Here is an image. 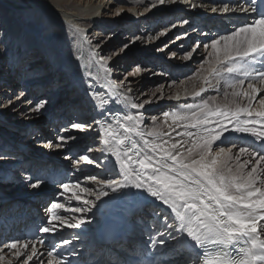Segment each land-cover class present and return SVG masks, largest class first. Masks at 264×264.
Here are the masks:
<instances>
[{"label": "bare ground", "instance_id": "bare-ground-1", "mask_svg": "<svg viewBox=\"0 0 264 264\" xmlns=\"http://www.w3.org/2000/svg\"><path fill=\"white\" fill-rule=\"evenodd\" d=\"M186 1L188 0H178L177 3L180 2L179 6H181L185 4ZM74 2L75 0H0V105H4L0 107V146L9 145L11 139L17 137V124L20 123L27 114L33 113L32 117H34L39 113H43L41 114L42 117L40 120L46 118L43 123H48L50 118L55 115L54 113H56V110L63 109V114L66 117L74 114L73 119L76 120L75 122H83L87 126L85 130L82 131V134L85 135L86 142L80 146V149L85 150L87 147L91 148L89 156L91 159L97 161L96 167L98 166L100 170V174L98 175L99 181H105L104 175H106L107 178V176H111L112 174L116 175L112 180L122 182L124 179L119 172L118 165H115V157L111 153L103 152L105 147L103 139L105 137L101 132V125L107 127L108 124H111L113 138L117 140L123 139V129L114 122L117 118L120 119V122L124 124L125 127H134V131H130L127 135H129L132 140H135L139 146L143 145V140L140 136L136 135L137 132L144 134V139L150 141L158 143L167 141V143H164V147L169 148V150H171L172 144H177V151L182 152L184 157H188V149L195 141V137L189 138L184 136L183 133L186 128L189 132L195 133L197 131L196 128L191 127L189 121L176 120L173 115H168L163 118L161 123L154 122L151 126H145L146 123H141L138 119L140 109H133L131 107L132 103H143L144 101H148L143 108L146 110L148 107H155L157 103H159L162 96L157 98V92H151L149 88L152 80L157 77L161 78V76H157L151 68L146 70L148 74L145 77V73L143 74L144 71L142 70L138 74L132 75V73L136 72L137 68L135 65H132V62L133 64L137 62L132 60L129 55L119 51L120 43L125 40L122 34L123 30L118 29L117 32L114 33L116 39L112 41H109V39L107 41L103 40L102 34L107 32L110 28L108 24L110 20L107 18L102 20L93 15V13H97V11L101 9V6L95 8L91 13L84 14L82 10L78 9ZM198 2H204L203 4L206 3L204 0H198ZM221 2L229 6V12L225 13L219 10L222 5L220 4ZM211 4L218 10L215 12L212 11L211 13L217 14L220 23L222 21L225 24L229 22L232 23V21L235 22L234 25L229 24L231 25L229 26L230 30L237 29L235 25L238 22L234 18H237L235 16L239 15L235 12L238 10L240 11L241 8L249 9V14L254 18L250 19L251 23L255 21V17L256 19L258 18L256 12L251 11L253 6L246 4L245 0H234L233 3L231 0H210V4H208L209 8H211ZM173 14L174 13H172L171 16L168 15L167 18H169V16L172 17ZM244 14L245 13L242 12L241 15ZM158 16L160 17V15ZM182 26H184L183 23ZM221 29H223V27ZM152 35H154L153 32L149 31V29H144L137 35L140 39L137 40L135 38L134 41L140 44L142 40H145V36H147L150 42V40L152 41ZM181 41L182 39H177V42L174 41L171 43L170 47L175 46L174 48L176 50L172 54L170 53L171 55L168 56V58L166 51L165 54L160 56L161 60L159 63H161L164 68H167L169 64L174 68L173 62H176L183 52L181 51L183 46H178ZM229 43L231 42L229 41ZM164 48L165 47H163V49ZM38 51H41V53L46 56L47 60L39 56L37 53ZM218 51L220 52V49H218ZM218 54L220 55V59L217 61L216 65L224 66L227 60L225 59L223 49ZM224 61L225 63H223ZM254 64H256V66H254ZM227 65L226 67L244 65V67L252 71L253 74L251 77L246 78L241 72L238 73V77L233 79L230 78L227 71L221 75L220 72H222L221 69L223 68H221L220 71L218 69L214 71L215 66L213 65L214 67H210L209 65L210 71L208 73V78L213 76V72H215V76L218 73L216 77L220 83L215 88L216 92L219 93L220 96H226L225 93H227L225 100L229 104L226 106V109L229 110V114L231 115V112L235 111L237 107L247 108L250 105L253 110V117L251 118L259 119L255 117V112L264 110V105L260 104V100L264 99V84H260L255 79V70H264V63L260 62V58L257 55L256 63H253L251 58H248L246 62L237 59L232 61V63L228 62ZM125 69L126 71L131 69V71L126 72ZM57 73L64 81L59 87V89H63L62 91L55 88L54 78L55 76L57 78ZM241 79L244 80L243 85H238L235 88L229 87L230 84ZM24 82H26L28 87L27 92H37V90L41 88L44 90L43 93L41 92L42 94L40 96L33 95L34 97L32 99L35 97H43L45 103L47 100H50L51 103L45 104V107L38 112L34 111L35 106L28 112L25 111L23 107H30L31 105L29 104L31 102L25 103L27 102L25 101L20 104V101H23L29 96L28 93L24 92V89L21 93L18 92L20 96H16L15 99H12V97L17 94L16 90L20 86H23ZM249 82L254 83L258 89H261L258 93L254 94L255 99L251 101L248 97L243 95L244 92L251 91L248 89ZM202 83L205 85L206 81L204 80ZM207 83H209V81H207ZM116 85L120 86L119 90L115 87ZM163 85H165L167 89L166 81H164ZM71 88H74L76 95L70 99L72 103L66 105L65 108V104L63 105L61 100L67 90ZM129 89H131V91H129ZM166 89L164 91H166ZM184 90L187 91V89ZM108 91L112 93V98L108 96ZM185 93L186 92L182 93L177 91V95L175 94L176 96L171 97L175 103V109L168 114L178 113L180 115H190L198 111L197 109H190L187 107L190 104L197 105L196 102L192 101L190 104H186L188 101L184 104L177 103V101L186 100ZM188 94L187 92L186 95ZM9 99L11 100V104H7ZM41 110L43 111L41 112ZM204 111L205 110H200V114ZM129 115L137 119L134 122H129L126 120V117ZM147 118L151 117L148 115ZM239 118L244 120L249 117H247L245 113H241ZM215 121H212L209 126L216 128ZM226 124L229 131L225 132L220 140L213 142L212 153L215 155L220 151V148L224 149L220 161L218 162V167L222 168L225 174H229V170H231V175H246L251 170L245 171L244 168L256 166L254 164V159H258L253 158L249 153L254 149L260 148V143H258L253 136L248 137L247 135H242L241 132L238 134L236 131L232 130L234 121L226 122ZM256 127L260 128V125H256ZM154 128L160 134L159 140L154 136L148 135ZM76 140H78V138L75 139V141ZM75 141H73L69 147H66L67 150L69 149L70 153L79 150L78 146L75 148ZM245 141L247 142L245 146L248 149L250 147V149L249 153L242 154L239 149L241 146H244L242 143ZM63 142H65V139ZM128 143L129 142L126 140L125 145ZM30 146L34 152L36 151L40 155L41 153L39 152H45V147H47L43 142L32 143ZM251 147H253V149H251ZM198 151L199 149L193 148L191 154L192 159L199 158L197 155ZM3 157L5 159L1 158L2 160H0V194L4 196L7 195V191L14 192L15 189L21 188L23 185L29 186L38 174H45V178L49 181L62 180L60 176L64 175V173L60 172L61 170L47 168L49 167L47 166V162L42 160H31L28 162L33 168L29 167L27 169L22 166L11 171V167L9 166H13L12 163L15 164L19 162V159L10 158L8 155H4ZM23 157L20 160L24 161ZM155 159H158V157H154V160ZM245 161L251 162L245 164ZM241 165H244V168H241ZM153 166H155V164ZM43 167L46 169L44 170ZM133 167L139 170L138 165L134 164ZM35 168L37 169L35 170ZM260 168H264V162H261L258 166V172ZM6 171L12 172L15 176L21 175V178L12 179V181L8 183H2V176H4ZM150 173L151 169H148L144 173L142 179H144L145 182H147V176ZM260 181H264V174L259 176L257 182L258 187L264 188V184L260 183ZM90 183L89 180L84 182L85 185H89ZM57 186L58 185H55L54 188ZM75 186H77L76 188L80 187V189H77L79 194L89 196L88 192L84 191L86 188L81 187V184L76 183ZM100 188H102V186ZM72 189L73 187L70 190ZM104 190L108 191V196L105 197L101 195L99 200L96 199L97 201L94 203V206L88 204L89 207L92 208V211H89V209L84 210V212L82 211L83 215L81 216L86 222L80 224L78 227H65V224L70 221V219L66 217V219H63V221H67L64 225L59 221H54L57 227L56 231L51 233L41 232V236L26 240L24 236H27L26 231L30 228L40 231L41 228L49 226L48 222H42L41 220L45 219L49 221L51 213L48 209L50 206L42 207L40 212L44 215L40 217L35 215L34 218H31L34 222H29L25 225L23 231L17 232L15 228L16 222H0V240L4 237L7 229H10L9 236L13 239V243H16V248L5 247V245L13 244L8 243L9 241L7 244H0V249H2V251H0V257H2V259H0V261L2 264H78V261H81V255L79 254L80 249L73 248L75 244V242L73 244V241L66 244L65 241L67 240L65 239L72 235L74 241L81 242L85 239L84 242H97V234H99L101 230L108 229V227L117 224L122 228V235L121 238L118 239L119 241L108 245L104 253L103 246L97 247L90 253L91 257L88 258L87 261H91L92 264H97L98 259L92 256H98L100 253V255L104 256L106 264H120L117 260L118 252L116 249L122 250L128 256L130 254L138 258V256L142 254L141 248L145 250L146 247V249H150L153 252L154 262L163 263L165 259V264H183L182 262L184 260H188L187 264H204V250L194 248L190 239L181 236L178 230V222H175L174 227L167 232L157 233L154 228H152L154 233L150 231L145 232L146 227L142 225L143 223H141L140 220H137V216H140L141 213L144 212L149 213V210H147L149 206H155L160 209L161 212L165 214L166 220L169 223H173L171 218L174 214L162 201L151 197L143 190L138 191L134 188H125L123 191H117L115 193H113L110 188H104ZM73 195L74 197L77 196L75 194ZM73 198L69 196V193L65 195L62 193L57 197L56 201L64 199L63 208H65V205L67 208V206L77 202L75 198ZM76 204H78V202ZM2 209L3 207L0 206V212ZM69 211L70 209H63V212L66 214H68ZM91 215L94 216V222H91L89 219ZM129 217H131V222H135L134 224L127 222ZM6 219H9V216H6ZM75 222L76 218L74 221L72 220L71 223ZM260 224L264 226V221H261ZM68 229L75 230L68 234ZM85 229L88 232L87 238L82 235V231ZM127 230L128 233L126 232ZM138 231H141L142 234L135 239L133 236L138 235ZM75 232L77 233L75 234ZM168 233H171V236L168 235ZM55 236L57 239H60V241L57 242L58 244L55 243ZM260 238L264 239V235L261 233ZM162 239L165 241L164 244L160 243ZM25 244H27V247H24ZM237 247H247V245L241 241V244ZM208 248L212 255L217 251V246L209 245ZM70 249L71 252L68 253ZM210 258L211 256L209 259Z\"/></svg>", "mask_w": 264, "mask_h": 264}, {"label": "snow or ice", "instance_id": "snow-or-ice-1", "mask_svg": "<svg viewBox=\"0 0 264 264\" xmlns=\"http://www.w3.org/2000/svg\"><path fill=\"white\" fill-rule=\"evenodd\" d=\"M167 2L175 3L176 0H167ZM165 3L166 0H159L160 5ZM249 3L253 5L251 11H258L257 0H249ZM259 4L264 5V0H259ZM212 11L215 12L216 9L213 8ZM222 11L229 12V6L225 4ZM240 11L247 13L249 9L241 8ZM236 37L240 38L236 39ZM136 39L139 40L140 37H136ZM221 41L226 42L224 56L227 61L239 59L246 62L248 58H251L253 63H256L258 55L260 62L264 63V8L259 9V18L255 19L253 23L244 24L231 34L213 40L211 47L214 51H218L217 46L221 44ZM229 41L231 44L227 43ZM123 47L127 48L128 45ZM188 56L191 57V52L188 53ZM140 71L141 69L137 67L136 72L132 75H136ZM226 71L229 74L242 72L246 78L253 74L244 65L230 66ZM255 79L260 84H264V70H255ZM243 84L244 80H236L229 87L235 88ZM115 87L119 90L120 86L116 85ZM248 89L251 91H246L243 95L250 101L254 100V94L261 90L252 82L248 83ZM157 91L160 89L158 88ZM225 95L227 96V93ZM146 103L148 101L132 103L131 107L143 109ZM7 104H11L10 99ZM260 104L264 105V99L260 100ZM2 106L4 105H0V107ZM44 107L45 102L42 101L36 105L34 111L38 112ZM187 107L205 111L203 115H200V111H195L190 115L166 113L165 116L173 115L176 120L183 121L195 119V122L191 123V127L196 128L197 131L189 132L186 128L183 133L189 138L195 137V141L188 149V157H184L182 152L177 151V144H172L171 150H169L164 147V143L167 141L164 143L150 141L144 139V134L137 132L136 135L143 140V145L139 146L127 135L130 131H134V127H125L118 118L114 122L123 129V139L113 138L111 124H108L107 127L101 125V132L105 137L103 152L111 153L115 157V165H118L119 172L124 179L122 182L117 180L101 181L102 188L97 199L101 195L108 196L109 193L104 188H110L113 193L123 191L125 188L143 190L171 209L174 214L171 218L173 223L166 222L165 228L172 229L174 223L178 222L181 236L190 239L194 248L204 250V264H264V239L260 238V233L264 232V226L260 224L261 221H264V188L257 186L259 176L264 174V168H260L258 172V166L264 162V130H261L264 129V110L255 112V117L259 119H254L251 118L253 110L250 105L247 108L237 107L235 111L231 112V115L228 109L208 110L206 101L198 105L190 104ZM241 113H245L249 118L241 120L239 118ZM210 115L219 117L215 121L216 128L209 126L212 123L209 119ZM136 119L130 115L126 117L129 122H134ZM233 121L232 130L249 133L260 143V148L254 149L251 153L247 147L239 149L242 154L249 153L253 158H258L254 159L256 166H253L246 175H231V170H229V174H225L223 169L218 167L224 149L220 148V151L215 155L212 153L213 142L220 140L223 134L229 131L226 122ZM256 125H260V128ZM73 127L84 130L87 126L77 123ZM148 135L156 137L157 140L160 138V134L155 128ZM126 140L129 142L127 145H125ZM193 148L199 149L198 159L191 158ZM89 151L91 150L89 149ZM154 157H158V159L154 160ZM80 159L89 164L95 163L87 155ZM250 162L245 161V164ZM134 164L139 166V170L133 167ZM154 164L155 166H153ZM243 167L244 165H241V168ZM148 169H151V173L145 182L142 177ZM40 183L37 181L30 184V187L37 188ZM260 183L264 184V181H260ZM72 187L77 186L68 183L62 184V188L66 192ZM84 191H90V189H84ZM77 198L79 199V197ZM84 203L94 206L92 201H84ZM63 207L62 204H51L48 209L51 213L48 221L49 226L41 228L40 231L51 233L57 230L54 221H61L62 218L57 216L54 210ZM73 211L82 213L83 209L76 208ZM89 211H92L91 207H89ZM85 222L86 220L81 216L76 218L75 223L66 226L78 227ZM168 235L171 236V233ZM241 241L247 247H237ZM65 243L67 244L68 241ZM160 243L164 244L165 241L162 239ZM209 245L217 246L214 255L209 251ZM5 247L16 248V243L5 245ZM24 247H27V244Z\"/></svg>", "mask_w": 264, "mask_h": 264}, {"label": "rangeland", "instance_id": "rangeland-1", "mask_svg": "<svg viewBox=\"0 0 264 264\" xmlns=\"http://www.w3.org/2000/svg\"><path fill=\"white\" fill-rule=\"evenodd\" d=\"M177 1L178 0H176L175 3H168L166 0V3L164 5H160L159 0H75L74 2V4L78 7V9L82 10L84 14L91 13L95 8L101 6V9L97 11V13H93V15H95V17L102 20L106 18L110 20L108 22L110 28L108 29L107 32L102 34L103 40L107 41L109 39V41H112L113 39H116L114 33H116L118 29H122L123 30L122 34L125 40L120 43L119 51H122L123 54L129 55L132 58V60L137 62L135 64H133L132 62V65L133 66L135 65L136 67H139L142 71H144L143 72V74L145 73L144 77L147 76L148 72H146V70L149 68L153 69L154 73L157 76H161V78L157 77L152 80L151 82L152 84L150 83L149 90L151 92H155V93L157 92V98L162 96V99L160 98L161 100L159 101V103H157L155 107L153 106V107H148V109L146 110L144 109L139 110L138 119L140 120L141 123L142 122L146 123L145 126H151L154 124V122L161 123L163 121V118L166 117L165 114L170 113L171 111H173V109H175V103L171 97L176 96L177 91L178 92L180 91L182 93L183 92L189 93L188 95H186L185 93L186 100L177 101V103L179 104L182 103L184 104L187 101L188 103L186 104H190L193 101L196 102V104L198 105L199 102L200 104H202L206 101L208 105V110H215V109L225 110L226 106L229 104L225 100L226 96H220L219 93H217L215 90L216 86L220 83V81H218L216 77L218 76V73L215 76L214 75L215 72H213L212 74L213 76H211L210 78H208V73L210 71L209 65L210 67H214L216 65L217 61H219L220 59V55L218 53H220L222 49L224 51L225 43H226L224 41H221V44L217 46V49H220L219 52V51H214L212 49L211 47L212 41L215 39H219L222 36L229 35L233 31H235L229 29V26L234 25L235 22L232 21V23L229 22L225 24L221 20L222 22L220 23L219 22L220 19H218L217 14L211 13L212 9L215 7L212 4L210 5L211 8L208 7L209 6L208 4H210V0H204L206 2L205 4H203L204 2L203 3L198 2V0L196 1L193 0V2L192 0H188L186 1L185 4H182L181 6H179L180 2L177 3ZM231 2L233 3L234 0H231ZM245 3L252 6V4L249 3V0H245ZM220 4L222 5L221 8H219V10H222L223 9L222 7L224 6L225 3L223 4V2H221ZM172 13L174 14L172 17H170ZM235 13L239 15V16H235L238 19L234 18L238 22L235 25L236 26L235 28L238 29V27L243 26L244 24L251 23L250 19L253 18V16L250 15L249 12L245 13L244 15H241L242 12L238 10ZM158 15H160V17ZM168 15H170L169 18H167ZM184 21H187V23H184ZM182 23L184 24V26H182ZM222 27L223 29H221ZM144 29L147 30L149 29V31L153 32L154 35H152V41L150 40L151 43L149 42L148 37L145 36V40H142V42L139 44L135 42L134 39ZM239 38L240 37H236V39ZM177 39H182V41L179 43L178 46H183V48H181V51L183 52L181 56L178 57V60L176 62H173L174 68L171 67L170 64L167 68H164L161 65V63H159V61L161 60L160 56L165 54L166 51L168 54L167 55L168 58V56H170L176 50L174 48L175 46L170 47V45L174 41L177 42ZM227 43L231 44L229 42ZM124 45H128V47L124 48L123 47ZM163 47L165 48L163 49ZM190 52H191V57L188 56V53ZM37 53L39 54V56H42L45 58V60H47L46 56L43 53H41V51H38ZM228 62L232 63V61H227L224 66L223 65L219 66L217 64L219 67L216 65L214 68L215 70L214 69L213 70L216 71L218 69L220 71V69L223 68L221 69L222 72H220L221 75L222 73H226V69H227L226 66H228L227 65ZM223 63H225V61ZM254 66H256V64H254ZM128 71H131V69H128L126 72ZM58 75L59 74L57 73V78L56 76L54 78L56 89H59V87L61 86L60 84L64 83L62 77H59ZM229 76L230 78L235 79L239 75L238 73L236 74L233 73V75L229 74ZM204 80L206 81L205 85L202 83V81ZM164 81H166L167 89L166 86L163 85ZM207 81H209V83H207ZM24 83L23 86H20L16 90L17 94H15L14 97H12V99H15L16 96L17 97L20 96L18 92L21 93V91L24 89L25 90L24 92L28 93L29 96H27L23 101H20V104L24 103L25 101H27L25 103L31 102L29 104L31 105L30 107H25V106L23 107V109L28 112L34 106L36 107L38 102L40 103L44 100L43 97L42 98L35 97L34 99H32L34 97L33 95L40 96L44 92V90L41 88L37 90V92H33V93H30V91L27 92L28 87L26 82ZM158 88L160 89V91H157ZM183 88L187 89V91L184 90ZM72 89L73 88L67 90V92L65 91L66 93L64 94L61 100V103H63V105L65 104L64 105L65 108L66 105L72 103L70 99L74 97V95H76L75 91L73 93ZM165 89L166 91H164ZM202 89L204 90L202 91ZM59 90L62 91L63 89L62 90L59 89ZM50 103L51 101L47 100L45 104H50ZM42 111L43 110H41V112ZM55 112H56L54 113L55 115L53 114L54 116L50 118V121L48 123H43L46 118L40 120V118L42 117L41 114L43 113H39L34 117H32L33 113L27 114L26 117L22 119L20 123L17 124V130H18L16 134L17 137L11 139L9 145L7 144L5 146H0V160L5 159L3 157L4 155H8V157L10 158L19 159V162H16L15 164L12 163L13 166H9L11 167L10 169L11 171H13V169H17L22 166L26 167L27 169L29 167L33 168V166L28 162H30L31 160L33 161L42 160L47 162V166H49L47 168L50 169L54 168L56 170H61L60 172L64 173V175L60 176L62 180H57V181H52V180L49 181L47 180V178H45L44 176L45 174H38L36 175L38 179L35 177L34 181L31 184L40 181L41 183L39 187L29 188L30 185L29 186L23 185L21 188L15 189L14 192L7 191L6 198L11 197L12 201L11 200L9 201V199L5 200L10 203L13 202V204H20V205L22 202H24L25 204L32 206V208L34 209L35 207L37 208L39 207V209L41 210L42 207L44 208L46 206L48 207L51 206L52 202L53 203L59 202L58 204L63 205L65 201L64 199L56 201L57 197L62 193L63 195L69 193V196L71 198H73L74 197L73 194H75L77 196H75L74 198L78 202V204H76L77 202H75L67 206V208L65 205V208H59L54 210L56 215L62 218V220L59 222H61V224L64 225L67 221L65 220L63 221V219H66V217H68L67 219H70V221L72 222V220L74 221L75 218L81 217V215H83L82 213L84 212V210L89 209V205L85 204L84 201H93L94 203L97 201L96 200L97 195L100 193L101 191L100 187L102 185L100 183L101 181L98 180V175L100 174V170L98 169V166L96 167L97 161L93 159L95 163L89 164L87 161H83L80 159L83 155L84 156L87 155L90 158L89 156V149L91 150L90 147H87L85 150L80 149V146L82 144H85L86 142L85 141L86 138L84 137L85 135L82 134V131H84L85 129L80 130L73 127L74 124L79 123V122H75L76 120L73 119L74 114H71L69 117H66L63 114V109L56 110ZM148 115L151 118H147ZM200 115H203V113ZM215 118H216L215 116H211V115L209 116V119L211 121H215L219 117H217L216 119ZM189 122L194 123L195 119L190 120ZM80 123L85 124L83 122ZM237 133L240 134V132ZM241 134L247 135L248 137L252 136L251 134L248 133H241ZM77 138L78 140L75 141V139ZM64 139L65 142H63ZM73 141H75L74 142L75 148L78 146L79 150L70 153L69 149L67 150L66 147H69ZM36 142H43L45 146H47L45 147V152H39L41 153V155L38 154L36 151L34 152V150L30 148L31 147L30 145ZM245 143L247 142L246 141L243 142L242 144H244V146L241 147H246ZM49 144H51L52 146L49 147L48 146ZM251 149H253V147H251ZM22 157L24 158V161L20 160L22 159ZM78 160L79 163H77ZM252 167L253 166L249 168H244V167L243 168L245 169V171H249L252 169ZM43 168L44 170L46 169L45 167ZM36 169L37 168H35V170ZM14 177H15L14 174L9 171L6 174H4V176H2L1 182L8 183L12 181ZM103 177H105V181H107L110 179L112 180L114 177H116V175L112 174L111 176H107V178L106 175H104ZM88 180L91 183L89 185H85L84 182ZM64 183H68L74 186L76 183L81 184V187L90 189V191H87L89 196L79 194L77 189L78 188L80 189V187L78 188L73 187L72 190H68L67 192L64 191V189L62 188V184ZM55 185H58L57 186L58 188L57 187L54 188ZM76 197H79V199ZM3 199H4V195L0 194V203L3 202ZM0 206L3 207L2 205ZM76 208H82L83 212L81 213V212L73 211V209ZM63 209L64 210L70 209V211L68 214H66L65 212H63ZM147 210H149V213L144 212L141 213L140 216H137L138 217L137 220L138 221L140 220L141 223H143L142 225L146 227L145 232L150 231L151 233H154L153 232L154 230L155 232L157 231V233L164 231L167 232L169 229L165 228V223L166 222L169 223V222L166 220L165 214H163L161 210L156 208L155 206L153 207L149 206ZM89 219L91 220V222H94L93 215L89 216ZM70 221H68L66 224H71ZM127 222L132 224L135 223V222H131L129 218ZM152 228H154V230ZM74 230L75 229H69L70 233L72 231L74 232ZM41 232L42 231H39L35 235V238L41 236ZM263 233L264 232H262L261 234L264 235ZM141 234L142 232L138 231V235L136 236V238H138ZM147 235H152V234H147ZM4 238L5 239L0 240V244H4V242L7 243L8 240L10 239V237L7 236ZM59 241L60 239H56L55 242H59ZM9 242L11 243L12 241ZM182 263L187 264L188 260H184ZM0 264H2V262Z\"/></svg>", "mask_w": 264, "mask_h": 264}]
</instances>
